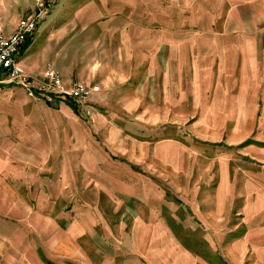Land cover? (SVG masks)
<instances>
[{
	"label": "rangeland",
	"instance_id": "1",
	"mask_svg": "<svg viewBox=\"0 0 264 264\" xmlns=\"http://www.w3.org/2000/svg\"><path fill=\"white\" fill-rule=\"evenodd\" d=\"M212 1L109 0L138 33L52 43L32 77L89 84L91 119L0 84V264H264V0Z\"/></svg>",
	"mask_w": 264,
	"mask_h": 264
},
{
	"label": "crops",
	"instance_id": "2",
	"mask_svg": "<svg viewBox=\"0 0 264 264\" xmlns=\"http://www.w3.org/2000/svg\"><path fill=\"white\" fill-rule=\"evenodd\" d=\"M51 2L50 14L46 17V20L41 21L36 31L34 32L32 38L28 40L23 49L21 48L20 54L18 57L19 65L24 69L25 73L32 77L35 75H40L42 72V67L45 65L46 54L51 48L52 43L59 47L63 40H69L70 36L77 35L73 40L81 50H92L94 53L98 49H101V45L112 41L118 40L115 39V36L122 35L126 30H135V34L138 33L137 28L131 26H116L113 25L111 20L113 19H131L134 18V12H137V15L140 14L139 11L131 10L122 12H117L114 10V7H111L109 0H48ZM183 1V0H179ZM197 0H184L186 3H194ZM209 3H212V0H206ZM240 1V0H238ZM93 2L92 6H87V3ZM26 3V1H25ZM23 0H0V33L9 36L17 22L13 20L18 15L24 14L22 16H29L32 11V3L29 1V4L25 6ZM248 3V2H247ZM24 6V8H23ZM143 9V7H142ZM147 9V7H146ZM92 10L93 13L87 14V11ZM10 11V12H9ZM12 11V14H11ZM147 11V10H146ZM7 12L9 14H7ZM143 17H148L147 14L143 15L141 12L140 15ZM57 18L62 20L60 26L57 30V33L54 30H47V25L52 18ZM22 18V17H21ZM20 19V18H19ZM18 19V20H19ZM17 20V21H18ZM67 20H77V21H67ZM98 20V21H97ZM101 20V21H100ZM78 26V27H77ZM126 27V28H125ZM140 34L148 33L149 29L147 27L138 28ZM246 28L242 26V23L237 20V24L234 27H231V32L233 34H242L246 33ZM90 35H93L91 37ZM39 43L34 44L35 39L40 38ZM77 40V42H76ZM93 44V46H89ZM141 57L139 59H143ZM35 78V77H33ZM61 78V77H60ZM61 81L64 85V88H69L72 84L76 82H84L81 80L74 81L72 83H65L62 78ZM86 84V83H84ZM90 86L89 84H86ZM91 87V86H90Z\"/></svg>",
	"mask_w": 264,
	"mask_h": 264
},
{
	"label": "built area",
	"instance_id": "3",
	"mask_svg": "<svg viewBox=\"0 0 264 264\" xmlns=\"http://www.w3.org/2000/svg\"><path fill=\"white\" fill-rule=\"evenodd\" d=\"M30 1L31 14L20 18L9 36L0 33V84L14 83L46 103L56 100L71 102L79 115L91 119L89 99L94 91L92 87L76 82L66 89L55 72L48 71L39 78H33L19 65L22 46L32 38L38 24L48 16L44 0Z\"/></svg>",
	"mask_w": 264,
	"mask_h": 264
},
{
	"label": "trees",
	"instance_id": "4",
	"mask_svg": "<svg viewBox=\"0 0 264 264\" xmlns=\"http://www.w3.org/2000/svg\"><path fill=\"white\" fill-rule=\"evenodd\" d=\"M25 45H26V44H24L23 47H25ZM23 47H22V49H23Z\"/></svg>",
	"mask_w": 264,
	"mask_h": 264
}]
</instances>
